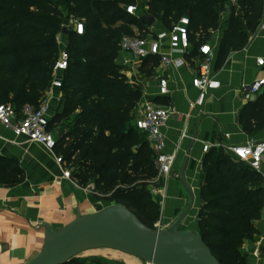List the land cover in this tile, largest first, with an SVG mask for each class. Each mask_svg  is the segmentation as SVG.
I'll return each instance as SVG.
<instances>
[{
	"label": "trees",
	"instance_id": "trees-1",
	"mask_svg": "<svg viewBox=\"0 0 264 264\" xmlns=\"http://www.w3.org/2000/svg\"><path fill=\"white\" fill-rule=\"evenodd\" d=\"M75 19L84 24L82 34H72L73 47L64 74V110L50 121L68 120L56 152L82 186L108 195L115 203L132 209L155 228L161 209L148 185L157 178L156 157L147 136L134 121V108L142 99V87L131 84L118 65L120 42L136 29L146 31L139 14L128 5L137 0H65ZM228 0H149V14L163 16L170 28L187 15L190 40L197 49L220 26ZM58 0H0V103L11 102L18 112L26 105L38 108L49 88L59 55L57 35L63 30L64 13ZM230 28L222 42L218 66L229 52L246 42L264 16V0H238L231 6ZM136 28V29H135ZM141 69L151 75L160 57L144 60ZM107 85L109 89H99ZM264 95V93H263ZM249 101L241 123L253 133L264 127V96ZM142 133L144 136H142ZM199 232L222 264H247L241 248L245 239L260 231L256 221L264 213L263 177L224 148L210 151L203 165ZM25 171L13 159L0 155V183L20 184ZM264 254V245L260 249ZM73 258L67 264H79Z\"/></svg>",
	"mask_w": 264,
	"mask_h": 264
},
{
	"label": "crops",
	"instance_id": "crops-1",
	"mask_svg": "<svg viewBox=\"0 0 264 264\" xmlns=\"http://www.w3.org/2000/svg\"><path fill=\"white\" fill-rule=\"evenodd\" d=\"M63 1L68 8L66 1ZM237 4L238 0L227 1V8L220 16L219 28L212 31L211 38L206 42L214 51L210 76L217 87L209 91L201 107L195 106L200 91L193 84L201 62L196 42L191 40L190 49L183 52L174 51L169 39H165L161 47L162 52L174 59L182 58L185 63L164 68L161 66V57L157 55L160 61L151 75L142 72L141 69L145 65L143 63L141 66L126 65L125 61L132 58L129 53L121 51L116 60L127 77L134 76L142 87L140 108L146 101L151 100L174 109L163 127L166 152L176 156L173 172L166 177L150 181V185H159L163 198L159 227L170 226L189 204V195L180 182L181 169L187 155L189 161L186 179L195 190L196 204L183 225L184 229L199 231L201 188L206 176L203 165L208 153H218L220 148H224L229 155L234 156L229 152V146L264 141V127L248 133L241 123V115L248 102L264 93L263 91L257 96L246 98L242 92L243 84L264 77V66L258 65V59L264 58V16L255 32L246 31V42H239L238 46L229 52L224 64L218 66L220 48L232 18V12L228 11V8ZM146 7L149 9L148 5ZM155 19L153 26H147V37H156L171 29L163 16ZM161 76L168 79L169 92L166 95L160 94ZM63 94L62 89L55 88L49 95L50 121L64 110ZM31 109L34 108L26 105L18 113L22 115ZM67 123L68 120H62L53 124L51 131L57 140L67 131ZM205 145L210 146L207 152L204 151ZM0 155L16 160L26 175L24 182L20 184L0 183V264H27L34 259L44 247L43 224L48 223L57 230L73 221L78 211L86 215L115 204L103 203L97 197L100 194L94 191L93 183L82 186L75 179L72 181L65 178L64 166H60L56 160L59 155L56 149L50 151L38 143H30L26 137L17 136L13 130L2 124ZM258 229L260 232L245 239L241 248L247 264H264V254L260 252L264 245V226L260 225ZM126 255L133 258L128 259L127 264H145L133 255ZM79 264L104 263L82 260Z\"/></svg>",
	"mask_w": 264,
	"mask_h": 264
},
{
	"label": "built area",
	"instance_id": "built-area-1",
	"mask_svg": "<svg viewBox=\"0 0 264 264\" xmlns=\"http://www.w3.org/2000/svg\"><path fill=\"white\" fill-rule=\"evenodd\" d=\"M126 10L130 14H137L138 7L128 5ZM79 22L80 20H76ZM80 28H84L83 22L80 21ZM190 18L187 15L182 16L172 28L155 36L147 38L125 36L120 42L122 52L131 54V60H126L125 64L130 66H141L145 59L151 55L161 57V66L164 68L171 65L181 66L185 60L174 59L169 54L162 52L161 47L165 39H169L171 48L174 51H187L191 47ZM81 33V29H80ZM201 62L198 67V74L193 79L194 86L199 89L200 93L195 106H203L207 94L210 90L217 87L216 82L210 76V63L213 56V48L209 43H204L199 47ZM70 55L67 49L59 52L56 63L52 71V79L49 88L45 92L40 105L36 109H31L20 115L16 107L10 103H0V124L14 131L17 136H24L30 143H38L50 151H55L58 140L51 130L50 124V94L53 89H62L64 83V74L68 69ZM258 65L264 66V58L258 59ZM264 91V77L256 78L251 83L242 85V92L246 98H252ZM49 92V93H48ZM169 92L168 79L160 77V94L166 95ZM174 109L168 105L155 103L151 100L146 101L141 108V115L136 123L138 129L145 133L151 148L156 157L158 168L157 179L166 177L173 172V166L176 160L175 154L166 152V142L163 133V127L173 114ZM185 136V134L183 135ZM210 146L205 145L204 151H209ZM234 157L246 163L253 171L263 177L264 186V141L234 145L228 147ZM57 163L64 166L63 175L65 178L73 181L72 171L65 167V160L62 155L56 156Z\"/></svg>",
	"mask_w": 264,
	"mask_h": 264
},
{
	"label": "water",
	"instance_id": "water-1",
	"mask_svg": "<svg viewBox=\"0 0 264 264\" xmlns=\"http://www.w3.org/2000/svg\"><path fill=\"white\" fill-rule=\"evenodd\" d=\"M231 11V7L228 8ZM151 27L155 17L141 14ZM69 26L62 33L71 34ZM187 155L180 182L189 195V204L168 227H149L126 205L115 203L83 215L55 230L45 223V242L41 252L27 264H67L76 256L93 249H111L141 259L145 264H222L199 231L181 226L196 204L194 188L187 182Z\"/></svg>",
	"mask_w": 264,
	"mask_h": 264
},
{
	"label": "rangeland",
	"instance_id": "rangeland-1",
	"mask_svg": "<svg viewBox=\"0 0 264 264\" xmlns=\"http://www.w3.org/2000/svg\"><path fill=\"white\" fill-rule=\"evenodd\" d=\"M59 4L58 6L64 13L63 17V25L69 26L70 29L72 30L71 34H63L62 32L57 35V42L59 45V52L62 49H69V47H73V40H72V34H82L84 32V28H80L79 22H77L74 17V15L71 14L69 7H65L64 1L63 0H58ZM138 1V10L137 14H149V9L146 7L150 2L149 0H137ZM168 1V0H165ZM58 3V2H57ZM157 18H160V16H157ZM169 26H171L169 24ZM81 29V33H80ZM136 29V28H135ZM134 37H143L147 38L148 33L146 31L139 32L138 29H136V34L133 35ZM58 52V53H59ZM129 81L131 84H138L137 80L134 76H129ZM99 89L107 90L109 87L107 85H102L101 87L99 86ZM141 100V99H140ZM140 102V101H139ZM139 102L134 108V121L137 120L139 117V112H140V105ZM142 136H144L142 133H140ZM74 168L71 169L72 173L74 172ZM159 185H148V189L154 198L160 206L161 209V214H162V209H163V203H162V195L160 194V188L158 187ZM158 190V191H157ZM99 199L103 201L105 204H112L114 203V200H112L108 195H98ZM161 219V217H160ZM160 221V220H159ZM159 221L155 224V227H159ZM256 225L259 228L260 225L264 226V213L261 219L256 221ZM185 225H183L181 228L184 229ZM128 259H133L131 256L126 255L125 253L116 251V250H111V249H93L86 251L78 256L75 257V261L81 262L82 260H91V261H100L104 264H127Z\"/></svg>",
	"mask_w": 264,
	"mask_h": 264
}]
</instances>
